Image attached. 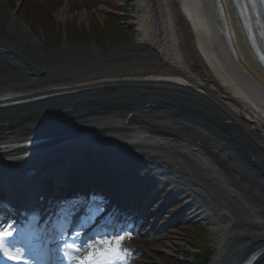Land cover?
Listing matches in <instances>:
<instances>
[{"label": "bare ground", "instance_id": "1", "mask_svg": "<svg viewBox=\"0 0 264 264\" xmlns=\"http://www.w3.org/2000/svg\"><path fill=\"white\" fill-rule=\"evenodd\" d=\"M17 1L21 0H0V97L57 95L42 107L43 111L70 108L67 104L76 102L96 114L78 115L82 112L72 109L74 115L69 114L66 121L94 128L85 133L88 139H65L62 144L53 140L37 151H0V172L10 187L16 182L13 188L18 190L19 183L24 182L22 171L39 155L45 158H40V167L49 153H53L57 167L77 159L61 162V153L54 152L53 145L100 151L122 161L111 162V166L129 170L123 173L126 183L132 174L145 169L144 179L160 175L161 183L171 187V197L188 194V202L208 222L218 246L211 264H232L243 250L251 248L253 252L264 247V199L255 202L245 195L254 214H250L251 222L241 221L245 207L241 206L238 213L230 209L232 191L220 181L225 180L224 174L233 188L256 182L264 192V69L240 29L231 0L220 3L236 56L230 54L221 35L215 0H130L138 12L136 38L119 57L139 60L120 65L115 56H97L94 62H84L78 49L65 46L55 50L39 42L29 33L26 21L20 19L26 18V10L22 5L16 9ZM65 1L54 0L46 9L63 7ZM87 2L67 0L61 19ZM6 18L10 21L8 27L3 26ZM69 23L66 19V31ZM15 37L19 39L17 47L12 45ZM76 56L79 58L75 60ZM105 86H111L116 103L102 98L82 101L90 93H101ZM145 103L149 106L144 108ZM37 108H0V123H7L14 116L12 112ZM34 125L1 126L0 145L24 141L28 128ZM51 125L40 136L58 135L54 130L58 127ZM112 151L120 155H111ZM134 152H140L142 159L124 161ZM243 157L253 164L244 163ZM257 171L263 174L256 175ZM84 185L93 191L100 182L92 178ZM156 197L147 206L154 213L161 208ZM179 200L183 203L169 207L161 217V225L171 223L183 207L185 199ZM133 207L139 209L138 205ZM162 234L154 239L161 241L166 237ZM230 240L235 241L234 246L225 244ZM256 264H264V255Z\"/></svg>", "mask_w": 264, "mask_h": 264}, {"label": "rangeland", "instance_id": "2", "mask_svg": "<svg viewBox=\"0 0 264 264\" xmlns=\"http://www.w3.org/2000/svg\"><path fill=\"white\" fill-rule=\"evenodd\" d=\"M53 2L54 0H21L16 2V9L22 5L26 10V18L20 19L23 23L26 21L25 26L28 28L29 33L33 34L40 42H45L53 49H59L65 46L74 50L79 49V57L81 59H93L97 56L107 57L111 54L110 51H114L113 48L116 47L114 45L118 46L119 43L126 40L128 42L133 37L132 32L125 35L127 37H124L122 30H133V28H136L137 20L135 16L137 15V10L133 7L127 10L128 7H126V11L131 13V20L129 23L123 24L122 22L115 21L116 17H121V14L117 13L115 10L121 9L119 7L126 3L131 6L129 0H122L119 4L117 0H88L87 5L85 4L86 7L82 4L78 9L67 13L66 19L69 20V24H71L69 26V42H71L72 45L67 42L65 43V37L61 35V33L63 29H65L66 19H61L60 15L63 9L68 6L67 0L64 2L63 7L58 6L54 10L46 9L50 7ZM100 3H105V6L99 5ZM56 5L57 4L54 6ZM43 7L44 9H42ZM96 7L98 11L95 10ZM83 14L85 15V19L81 18ZM4 24L7 26L8 22ZM44 32L47 34V39ZM90 33L92 35L94 33L97 39H95V37H89L88 34ZM13 41V45L17 47L19 45L18 37L13 38ZM99 41H102L101 45ZM103 41H107L110 45L104 46ZM77 43L84 45L75 46ZM108 94L111 93L104 90L101 93H96L97 96L106 98L105 100L108 102H115L116 100L111 99V95L109 96ZM244 163L247 164L250 163V161L245 158ZM259 186H261L260 183H256L248 189H236L239 192L244 191L246 195H249L250 200L257 202L258 198L264 199V194L260 191ZM242 200L241 196L237 197L233 194L229 207L234 212L238 213V210H241V206H244L245 210H241L244 214V216L241 217V221L246 219V222H251L250 218L252 216H250L251 212H249V206L243 205ZM202 221L201 217H199L192 222H187L188 224L183 222L173 228L167 229L166 233H164L166 237L161 241L153 240L152 238L154 236H139V239L134 242L135 246L138 250L143 247L139 253L142 254V251L146 252L142 254V258H139L141 259V264H180V260V262L185 263L186 259H192L191 254L194 250L193 246L197 245L198 240L206 243L208 239L211 238L210 241L214 247L215 242H212L214 236L207 233V222ZM197 226L199 227V231L195 230Z\"/></svg>", "mask_w": 264, "mask_h": 264}, {"label": "snow or ice", "instance_id": "3", "mask_svg": "<svg viewBox=\"0 0 264 264\" xmlns=\"http://www.w3.org/2000/svg\"><path fill=\"white\" fill-rule=\"evenodd\" d=\"M9 226L0 227V240L7 235ZM125 237L116 239H101L95 245H89L88 249L73 248V253L68 254L70 261L77 264H125L127 253L122 247ZM2 250V248H0ZM83 252L84 255H77Z\"/></svg>", "mask_w": 264, "mask_h": 264}]
</instances>
